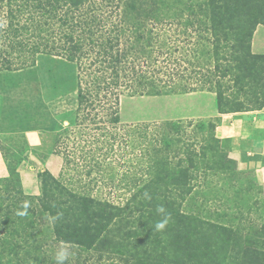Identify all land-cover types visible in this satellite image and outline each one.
<instances>
[{"label":"trees","instance_id":"16d2710c","mask_svg":"<svg viewBox=\"0 0 264 264\" xmlns=\"http://www.w3.org/2000/svg\"><path fill=\"white\" fill-rule=\"evenodd\" d=\"M4 6L0 71L39 75V58L63 59L76 70L77 106L48 152L62 157L61 170L38 172L39 194L22 184L25 135L18 149L0 144L8 169L0 177V264H55L61 241L71 246L68 264H264V209L251 196L258 184L252 170L230 166V139L216 135L221 114L264 108V53L252 48L264 0H0ZM42 76L34 82L47 92L54 77ZM195 91L217 104L201 134L193 121L122 118L127 97ZM90 122L101 131H86ZM78 130L88 133L76 142L82 163L68 147ZM118 141L133 153L121 170L108 159ZM100 184L129 196L116 203L94 194ZM25 201L28 215L18 216ZM159 205L171 214L162 232L153 230Z\"/></svg>","mask_w":264,"mask_h":264},{"label":"rangeland","instance_id":"374dc122","mask_svg":"<svg viewBox=\"0 0 264 264\" xmlns=\"http://www.w3.org/2000/svg\"><path fill=\"white\" fill-rule=\"evenodd\" d=\"M7 10V6L0 7V16H7ZM178 43L179 46H181V41L178 40ZM252 48L254 52L260 51L264 53V25L258 26L252 41ZM174 53L175 55L178 53L180 54V52L176 50ZM165 55L166 54L163 56ZM173 57L175 56H172V58ZM165 59L166 58H164V60ZM37 69L39 75L34 72V80L37 76L43 77L42 75L44 74H48L54 78L47 81L49 82V86L46 88H50L47 92H43V89L40 86V90L37 91L38 85H36L37 82H34V128L40 132L42 142L41 145L34 147L35 171L40 168H43L42 170H44L42 164L45 162L46 155L48 156V152L56 146L55 132L63 127V125L68 124L67 118L77 106V95L75 84L73 83L76 70L73 68V65L68 64L63 59L47 56L45 58H39ZM60 95H62L61 98L53 102V105L48 103L47 106H43V102L46 99L58 98ZM23 105H25V103ZM217 115L218 112L215 95L206 91H195L187 94L168 96L127 97L122 102V118L126 124L138 122L153 123L162 120L193 121V127L198 134H201L203 131L202 127L200 130H198V128L203 126L204 123H207L208 120H214ZM55 119L57 122H55ZM102 123L103 122L98 118V124L102 125ZM97 127V125L90 122L85 125L84 129L86 131H92L93 133H96V131L100 132L101 130H97ZM189 129L191 130L192 127ZM77 132L80 134H75V137L74 134L72 135L68 147L74 152V158L79 159L82 163V155L84 152H79V144L80 142L81 144L84 143V140H86L88 136L85 138H83V136L88 135V133L82 132V130H78ZM21 135L22 132L20 127H5L3 133L0 134V144L5 149H18L17 147L21 146L24 142ZM131 150L132 147L129 144L118 141L115 143V151L111 153L108 159L116 161L118 170H121L129 165L130 158L133 157ZM231 156L232 155L229 153L230 166L242 169L238 165L236 159ZM42 170L40 169L39 171ZM74 173L75 171L72 170V174ZM253 178L258 185L251 189L252 203L256 210H263L264 184L259 183L254 171ZM38 181L39 188L38 190L34 189V191L39 193L41 189L39 178ZM93 193L101 194L112 199L116 203L125 201V197L129 196V194L121 188H110L109 185L101 184L94 189ZM257 221H259V219Z\"/></svg>","mask_w":264,"mask_h":264},{"label":"crops","instance_id":"0c3cea01","mask_svg":"<svg viewBox=\"0 0 264 264\" xmlns=\"http://www.w3.org/2000/svg\"><path fill=\"white\" fill-rule=\"evenodd\" d=\"M220 116L222 121L216 128L217 137L230 139L231 157L236 159L240 168L253 170L259 183L264 184V108ZM16 126L20 127L31 147L19 168L23 187L30 194H39L34 189L39 188L38 171L43 168L34 170V147L42 142L40 132L34 128V68L0 71V134L5 127ZM62 162L60 155L51 153L42 166L57 175ZM7 175L0 149V177Z\"/></svg>","mask_w":264,"mask_h":264},{"label":"clouds","instance_id":"9594fccd","mask_svg":"<svg viewBox=\"0 0 264 264\" xmlns=\"http://www.w3.org/2000/svg\"><path fill=\"white\" fill-rule=\"evenodd\" d=\"M146 199H151L150 195L148 193H145ZM30 207V203L28 201H25L22 204V211H18L16 214L18 216H27L28 215V209ZM157 213L162 216V219L157 221L154 225V231L162 232L165 230V228L168 226L169 221L171 219V214L166 212V209L163 205L157 206L156 209ZM63 215V213L58 212L55 216L49 217L50 222H55L56 220L60 219V217ZM73 255L71 246L61 241L57 248L55 249L53 259L55 261V264H68V261L70 260V257Z\"/></svg>","mask_w":264,"mask_h":264}]
</instances>
